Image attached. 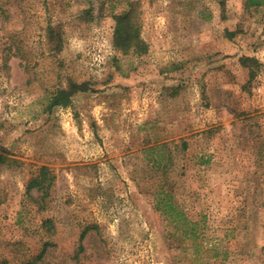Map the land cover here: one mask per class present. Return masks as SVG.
I'll list each match as a JSON object with an SVG mask.
<instances>
[{
    "label": "rangeland",
    "instance_id": "1",
    "mask_svg": "<svg viewBox=\"0 0 264 264\" xmlns=\"http://www.w3.org/2000/svg\"><path fill=\"white\" fill-rule=\"evenodd\" d=\"M133 1L140 54L112 43ZM0 153V264H264V6L0 0Z\"/></svg>",
    "mask_w": 264,
    "mask_h": 264
},
{
    "label": "trees",
    "instance_id": "2",
    "mask_svg": "<svg viewBox=\"0 0 264 264\" xmlns=\"http://www.w3.org/2000/svg\"><path fill=\"white\" fill-rule=\"evenodd\" d=\"M246 6L248 7H259L264 6V0H246ZM137 3L135 1L129 4V8L125 9L122 13L114 14L113 18L115 20V26L112 33V43L115 49L122 51L123 53H144L147 50V44L141 37V22L137 14ZM47 34L50 39L58 41L59 31L52 25H48ZM56 50L60 49V44L55 47ZM88 85L85 82L78 83L70 80L66 87L60 88L53 93L49 98V103L46 110L50 109L55 105H64L69 102V98L78 91L88 90ZM185 142L183 146L185 147ZM7 157L0 153V163L6 162ZM55 176L51 173L47 166H41L37 173L33 175L27 183V192L31 189L36 188L41 192L40 199H44L49 195L50 187L53 184ZM163 193V192H162ZM42 207V206H41ZM155 207L156 209L162 211L166 215H170L178 223L181 222L182 225L190 222L188 218L184 215V212L179 209L174 201L170 199L168 194L155 195ZM50 223V219H45L44 223ZM191 224V223H190ZM53 245L51 241H45L42 244V249L40 252L33 257V259L25 260V264H37L42 261L45 254H48L47 247ZM1 264H7L6 261H1Z\"/></svg>",
    "mask_w": 264,
    "mask_h": 264
}]
</instances>
